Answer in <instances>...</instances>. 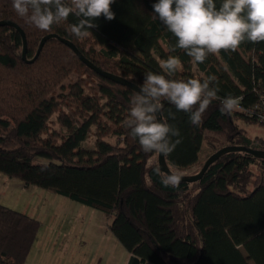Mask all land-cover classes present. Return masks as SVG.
Returning a JSON list of instances; mask_svg holds the SVG:
<instances>
[{
	"label": "trees",
	"instance_id": "1",
	"mask_svg": "<svg viewBox=\"0 0 264 264\" xmlns=\"http://www.w3.org/2000/svg\"><path fill=\"white\" fill-rule=\"evenodd\" d=\"M154 2L116 0L115 18H97V27L83 38L71 33L76 17L41 31L15 13L12 0H0V21L25 32L28 60L43 38L56 34L95 66L136 85L178 56L176 78L214 76L219 97H242V107L231 114L214 101L198 127L163 101L164 120L181 133L182 142L167 156L174 173L196 166L193 175L198 174L227 146L264 151V137L252 138L241 127L264 126L247 114L264 96V42H244L198 64L183 50L171 51L176 39L152 20ZM23 51L19 31L0 27V174L102 211L116 239L143 264H264V160L229 153L201 181L165 187L159 154L145 153L126 127L133 90L97 74L58 39L50 40L33 64L23 60ZM92 138L95 148L84 149ZM40 225L0 204V264H26Z\"/></svg>",
	"mask_w": 264,
	"mask_h": 264
},
{
	"label": "clouds",
	"instance_id": "2",
	"mask_svg": "<svg viewBox=\"0 0 264 264\" xmlns=\"http://www.w3.org/2000/svg\"><path fill=\"white\" fill-rule=\"evenodd\" d=\"M115 2L12 0V8L27 23L46 32L74 16L78 22L71 25V33L83 38L97 27V18L103 16L109 21L115 18L111 8ZM152 9V20L159 21L176 39L171 51L183 50L198 64L221 50L235 51L244 42H264V0H155ZM181 66L178 56H170L161 63L162 72L145 74L131 98L126 127L145 153L170 156L182 142L180 130L161 116L163 101L187 113L190 124L197 127L214 101H220L223 114L242 107V97L218 96L220 89L214 76L203 80L176 78ZM182 178L181 172L168 173L161 177V183L176 187Z\"/></svg>",
	"mask_w": 264,
	"mask_h": 264
},
{
	"label": "rangeland",
	"instance_id": "3",
	"mask_svg": "<svg viewBox=\"0 0 264 264\" xmlns=\"http://www.w3.org/2000/svg\"><path fill=\"white\" fill-rule=\"evenodd\" d=\"M163 47L165 48L164 44ZM241 127L252 138L264 137L262 125L242 123ZM56 129H59L58 126ZM209 135L222 142L226 141L223 135L212 133ZM110 141L115 142L114 139ZM208 144V142L205 144L207 150ZM83 148L93 150L95 139L86 141ZM156 161L157 159L154 158L151 162ZM198 169L195 166L181 173L193 175ZM0 204L37 219L41 223L37 239L40 242L59 240L66 242L67 247L73 252L70 264H119L120 262V255L125 249L110 230L111 220L100 210L81 205L49 190L35 186L26 187L21 181L2 174H0Z\"/></svg>",
	"mask_w": 264,
	"mask_h": 264
},
{
	"label": "water",
	"instance_id": "4",
	"mask_svg": "<svg viewBox=\"0 0 264 264\" xmlns=\"http://www.w3.org/2000/svg\"><path fill=\"white\" fill-rule=\"evenodd\" d=\"M2 26H11V27H13L19 31V33L21 34V36L23 38V42H24L23 60L29 64H33L36 62V60L39 58L41 52L43 51V48L45 47V45L50 40L58 39L63 44H65L66 46L71 48L75 52V54L82 60V62L85 63L89 68L94 70L97 74L101 75L102 77H104V78H106V79H108V80H110L116 84L128 87L131 90H133L134 92L136 90L138 91V85H136L134 82L124 78L121 75L106 72V71L100 69L99 67L95 66L91 61H89L80 52V50L77 48V46L73 42L66 40L64 38H61L60 36H58L56 34H51V35H48L45 38H43V40L40 43V46H39V49H38V52H37V55L35 56V58L33 60H28L27 59V38H26L25 32L18 25L14 24L12 22H9V21H0V27H2ZM161 116H162V113H161ZM162 118H163V116H162ZM229 153H246V154H249V155H251L257 159L264 160V151H262V150H254L252 148H247L244 146H227V147H224V148L218 150L216 153H214L212 156H210L207 159V161L205 162L202 170L198 174H196V175H183V178H182L180 183L193 184V183H197V182L201 181L204 178L208 169L216 161H218L221 157H223L224 155L229 154ZM158 163H159L160 170L164 174L167 175L168 173H174L168 165L167 156H162L159 154L158 155ZM128 264H143V263L140 260V258L132 255L131 258L129 259ZM148 264H151V263H148Z\"/></svg>",
	"mask_w": 264,
	"mask_h": 264
},
{
	"label": "crops",
	"instance_id": "5",
	"mask_svg": "<svg viewBox=\"0 0 264 264\" xmlns=\"http://www.w3.org/2000/svg\"><path fill=\"white\" fill-rule=\"evenodd\" d=\"M124 251L120 255L119 264H128L132 256L126 249ZM72 255L73 252L71 248L67 247L66 242L61 240L40 242L36 240L26 264H70Z\"/></svg>",
	"mask_w": 264,
	"mask_h": 264
},
{
	"label": "built area",
	"instance_id": "6",
	"mask_svg": "<svg viewBox=\"0 0 264 264\" xmlns=\"http://www.w3.org/2000/svg\"><path fill=\"white\" fill-rule=\"evenodd\" d=\"M247 114H251L252 116L256 117L260 123L264 124V96L254 108L247 111Z\"/></svg>",
	"mask_w": 264,
	"mask_h": 264
}]
</instances>
